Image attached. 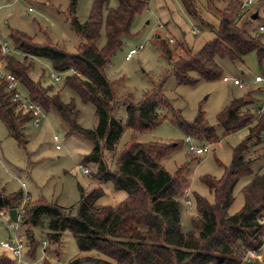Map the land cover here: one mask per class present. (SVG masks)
<instances>
[{"label": "trees", "instance_id": "1", "mask_svg": "<svg viewBox=\"0 0 264 264\" xmlns=\"http://www.w3.org/2000/svg\"><path fill=\"white\" fill-rule=\"evenodd\" d=\"M184 1L193 12L192 0ZM77 4L78 0H70L67 11L71 26L82 38L76 51L56 43L35 42L29 33L10 27L9 39L21 54H7L6 66L17 75L33 102L42 105L45 111L55 107L71 130L92 140V150L85 156L97 164L92 178L100 183L112 181L115 188L125 190L127 196L115 205H100L97 199L102 194L101 188L84 191L78 204L74 205L76 212L66 210L57 201H27L17 222L27 227L29 252L34 253L39 245L32 227L42 224L49 227L46 236L51 242H59L61 231L69 229L80 250L95 249L104 255H81L68 264H240L247 249L262 250L264 166L253 169V164L264 156V113L256 111L262 101L256 97V90L251 89L242 97L234 98L218 114L217 126L226 133L246 128L248 134L234 147L233 161L225 167L222 177H203L215 200L194 192L193 207L197 215L195 213L191 218L192 228L183 231L181 207L189 185L188 167L182 164L171 173L162 159L185 141L142 143L131 139L119 155L116 145L126 128L145 132L169 117L159 113L162 107H168L172 121L177 122L186 135L193 136L195 142L218 139L217 126L209 123L202 110L191 120L184 118L166 99L161 87L145 91L140 98H135L131 91L120 95L119 83L107 76L105 67L123 45L124 37L131 34V25L148 7V0H117L112 6L111 0H94L85 21H80L77 15ZM256 10L249 13L247 21H240V17H230L228 9H223L216 36L200 49L189 46L178 53L171 74L180 83L188 84L205 78L216 79L223 75L218 63L220 57L235 62L250 52L257 53L261 72H264V33L249 23ZM259 16L260 10L255 18ZM103 29L105 43L99 46ZM158 43L163 54L173 59L170 45L162 39ZM37 56L48 59L52 68L68 72L62 79L61 88L46 83L43 71L38 78L31 75L32 58ZM64 87L72 89L82 102L94 104L97 118L94 128L79 123L80 111L75 97L68 102L62 100ZM121 103L127 106L125 123L115 113ZM16 108L24 113L15 115ZM0 116L7 122L11 134L24 142L21 124L34 114L22 101L12 99L11 91L5 89V82H0ZM113 161L115 167L111 164ZM242 177H249L242 188L244 203L238 212L231 214L229 208L235 199L234 188ZM23 195L22 190L10 193L0 190V209L18 207ZM48 248L46 245L45 249ZM14 261L5 249L0 254V264H13ZM246 264H264V255L246 260Z\"/></svg>", "mask_w": 264, "mask_h": 264}, {"label": "rangeland", "instance_id": "2", "mask_svg": "<svg viewBox=\"0 0 264 264\" xmlns=\"http://www.w3.org/2000/svg\"><path fill=\"white\" fill-rule=\"evenodd\" d=\"M94 0H78L76 12L80 21H85L89 16V10ZM190 11L184 0H149V5L142 14L135 17L131 34L124 37L123 45L113 55L111 63L105 67V72L110 80L119 83V94L132 92L135 98H140L145 91L162 88L166 99L172 102L175 110L191 120L195 118L199 110L204 112L209 123L217 126L218 114L230 104L236 97H242L251 89L256 90V97L261 99L263 93L259 91V83L254 82V76L261 72L257 53L250 52L242 59L233 62L229 58L220 57L218 63L223 69V75L231 77L239 76L243 80L244 87L233 84L232 81L223 79V75L216 79H200L196 83H180L171 74L177 54L185 48L200 49L204 43L216 36V29L220 19V12L227 8V15L238 16L240 21H247L249 13L260 10V16L250 20V25L256 29L264 22V0H256L249 6L248 11L240 10L241 0H192ZM70 0H0V36L8 40L11 51L15 55L21 54L15 50L8 33L10 27L29 33L35 42L56 43L66 49L76 51L81 45L82 38L73 28L68 19V7ZM117 0H111V6ZM196 11V12H195ZM173 38L172 42L169 40ZM159 39L164 40L173 49V59L163 54ZM144 48L134 57L127 59L126 53L131 47H138L141 43ZM105 43V31L98 39V45ZM183 50V51H182ZM31 75L38 78L43 71L46 83H54L55 87H62L63 80L52 79L48 74L52 64L48 59L33 57ZM244 71V72H242ZM193 76H197L192 72ZM22 88V86H21ZM26 92L24 88H22ZM75 97L77 109H79L78 121L83 127L94 128L97 125L95 106L92 103L82 102L76 93L70 88H62L61 98L68 102ZM121 97V96H120ZM258 107V105H257ZM14 114H22L21 109L16 108ZM115 113L123 123L127 121V106L125 103L117 106ZM160 114H166L167 118L152 129L145 132L126 128L120 137L116 148L117 155L124 146L134 139L146 143L148 141L177 142L186 137V133L177 122L170 118L168 107H162ZM39 126L35 125L31 117L25 118L21 124L25 141L20 142L11 134L6 121L0 116V190L6 193L22 190V183L26 182L28 201L37 203L41 200L58 202L65 206L66 210L75 211L82 198V192L94 188H101L102 194L97 203L115 205L124 199L127 194L123 189H116L112 181L98 182L92 178V172L97 164L85 159L87 153L92 150L93 142L86 135L70 129V125L62 118L54 107L46 110L40 119ZM219 138L207 142L197 141L199 145L209 144L206 152L198 154L190 151L185 142L178 146L172 154L162 159L167 170L175 172L182 164L188 167L189 185L182 201V229L188 231L192 228L191 218L197 212L193 207L194 192L214 201L215 195L204 183L203 177L212 175L222 177L225 167L232 163L234 147L238 146L246 135V128L235 132L226 133L217 126ZM54 134L60 139L56 141ZM59 142L61 146L56 147ZM264 152V150H263ZM112 166L115 167V161ZM264 166V156H261L253 164V169ZM88 166L90 172H84ZM249 181V177H242L234 188V202L230 205L229 212H238L244 203L243 186ZM189 198L191 205L185 207V200ZM73 205V206H72ZM72 206V207H71ZM76 212V211H75ZM16 224L27 242L22 254V262L26 264H68L73 258L81 255L95 254L104 257L95 249L80 250L73 231L69 229L61 231L60 240L51 242L46 236L49 231L47 224L33 226L34 238L39 242L34 253H30L25 227L21 222H8L0 217V254L3 253L2 241L15 234ZM43 239H47V247L43 245ZM260 254L264 255V247ZM259 259V258H258Z\"/></svg>", "mask_w": 264, "mask_h": 264}, {"label": "built area", "instance_id": "3", "mask_svg": "<svg viewBox=\"0 0 264 264\" xmlns=\"http://www.w3.org/2000/svg\"><path fill=\"white\" fill-rule=\"evenodd\" d=\"M256 0H242L239 8L241 11L246 12L249 9V6L252 5ZM149 2V0H148ZM1 7V6H0ZM0 23H1V14H0ZM259 30L264 33V23H261L259 25ZM169 40H171L172 42L174 41V39L171 37ZM145 46L144 42L141 43L138 47H131L128 52L126 53V58H132L134 57V54L138 53L141 49H143ZM0 82H5V89L11 91V97L14 100H20L23 102V104L26 106V108L30 111L33 112L34 116H33V120L35 125L39 126L40 122H41V118L45 115L46 111L44 110L43 106L40 105L39 103L33 102L29 96L28 93L25 92L24 90H22L21 88V82L19 80V78L17 77V75H15L13 72L10 71V69L6 66V60L5 57L7 56V54L10 53L11 48L9 45L8 40H3L0 36ZM71 71L76 72V69L74 68H70ZM66 73H68L67 71H58L54 68H51L49 71V75L52 79H55L57 81H60L64 78V76L66 75ZM223 79L226 81H232L233 84H238L240 87H244L245 84H243V80L239 77H231L227 74L223 75ZM254 82L259 83L260 86L258 87L259 91L263 93L262 96V101L260 103V105L257 107L256 111L258 113H264V72H260L258 74H256L254 76ZM54 139L56 141H58L60 139V136L58 134H54ZM185 143L187 146H189L190 151H194L198 154H201L203 152H206L207 149L209 148V144H203V145H199L197 144L194 139L193 136L191 135H186L185 139H184ZM61 146V144L59 142L56 143V147L59 148ZM84 172H90V168L88 166L83 168ZM23 187H24V195H23V199L21 200L19 206L17 207V212H18V218L20 219L21 214L23 213L27 201H28V192L26 189V182L22 183ZM186 193L187 190H186ZM188 204L191 205V200L189 198H187L185 200V207L186 209H188ZM0 216L4 217L8 222L13 221L10 217V212L9 209L6 208H2L0 209ZM261 220L264 221V215L261 216ZM16 223H18L16 221ZM16 231L15 234H13L12 236H10L8 239L3 240L1 243L2 247L13 257L15 258V261L13 262V264H26L22 262V254L24 253V249L27 246V242L25 240V237L19 233L18 229L19 227L16 224ZM43 245L46 246L47 242L46 239H43ZM261 249V248H260ZM260 249H247L245 251V256L243 258V260L241 261L240 264H246V260L249 259H256V258H262V254H260L261 250ZM228 264V263H226Z\"/></svg>", "mask_w": 264, "mask_h": 264}, {"label": "water", "instance_id": "4", "mask_svg": "<svg viewBox=\"0 0 264 264\" xmlns=\"http://www.w3.org/2000/svg\"><path fill=\"white\" fill-rule=\"evenodd\" d=\"M257 16H258V11L253 14V17L254 18L257 17ZM9 212H10V217H11V219L13 221H18L19 220V218H18V212H17V207H11L9 209Z\"/></svg>", "mask_w": 264, "mask_h": 264}, {"label": "crops", "instance_id": "5", "mask_svg": "<svg viewBox=\"0 0 264 264\" xmlns=\"http://www.w3.org/2000/svg\"><path fill=\"white\" fill-rule=\"evenodd\" d=\"M258 9V8H257ZM258 10H256L255 12H257ZM242 72H244V71H242Z\"/></svg>", "mask_w": 264, "mask_h": 264}]
</instances>
